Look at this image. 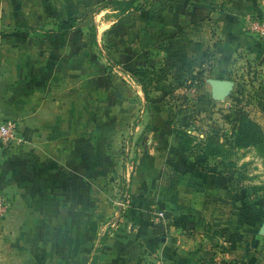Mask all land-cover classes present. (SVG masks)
Returning a JSON list of instances; mask_svg holds the SVG:
<instances>
[{
  "label": "crops",
  "instance_id": "obj_1",
  "mask_svg": "<svg viewBox=\"0 0 264 264\" xmlns=\"http://www.w3.org/2000/svg\"><path fill=\"white\" fill-rule=\"evenodd\" d=\"M154 1L159 6L151 7ZM249 18L264 22V0H148L145 13L132 17V59L136 68L178 65L183 74L211 58L207 80H226L220 66L237 60L264 67V42L248 31ZM152 31L161 33V43L144 47ZM21 38L0 39V120L17 122L21 142L4 151L0 175L4 164L44 166L34 181L19 186L7 177L0 187L11 200L6 215L16 226L10 234L20 241L12 249L22 264H264V218L253 211L261 222L249 221L247 197L236 201L234 182L212 159L208 170L199 169L179 147L166 115L161 118L165 109L153 105L183 89H154L155 98L148 90L147 100L128 72L114 79L112 62H90L89 52L81 51L48 68L50 53L22 56ZM157 56L163 63L154 64ZM206 92L208 99L197 92L195 113L206 115L210 101L223 102L230 93L215 100L211 87ZM122 144L136 148L121 154ZM110 168L125 172L124 196L112 205L111 221L96 222L92 231L90 219L98 216L88 210L91 204L103 210L105 194L113 192L100 188ZM90 233L91 247L69 254L56 248L61 239L65 246L74 238L83 244Z\"/></svg>",
  "mask_w": 264,
  "mask_h": 264
},
{
  "label": "rangeland",
  "instance_id": "obj_2",
  "mask_svg": "<svg viewBox=\"0 0 264 264\" xmlns=\"http://www.w3.org/2000/svg\"><path fill=\"white\" fill-rule=\"evenodd\" d=\"M104 1L105 0H0V31H4L5 34V36L0 37V39H20L22 34V42L16 46L19 49L18 51H20L22 56H28L30 54V57H32L35 54H40V52L42 53V51L44 52L47 50L50 53L48 68L54 64L55 60L64 57H73L81 51L89 52L88 59L90 62H94L97 58V60L102 61L104 66L107 64L109 67L112 63L109 62V60L107 61L104 56L113 60H116L117 57L124 59L129 56L125 48H130V46H132V18L128 16L122 20L121 17L119 18L118 14L112 13L111 10L100 9L104 6ZM108 1L110 2L112 0H107V2ZM157 3V1H154L150 6L157 7L159 6ZM57 16L63 19H80L79 30L67 38L49 39V37H46V40H44V38L41 40H34L36 39L34 37L42 36L40 35L42 34V30L54 29V19L57 18ZM90 18L93 20L94 29H96L98 33V45L96 47L91 46L88 41V36L92 32V26L88 21ZM120 20H122V22H120ZM114 23V27L117 26L118 23L121 25L120 34L124 36L115 34L118 27L107 34L104 33L106 30H111L110 26ZM17 24L28 25L35 31H22L19 35H11L14 34V32L10 33L9 31L11 29H7L9 30L7 31V25ZM159 34L161 33L152 31L151 36H148V39L144 41V47L152 43L160 45L161 42L159 41L161 37ZM107 39L115 44L117 55H115L114 51L110 48ZM5 42L7 41H3V43ZM41 42L43 44H38ZM45 43H47V45H44ZM0 46L2 53H4L3 45ZM10 47L12 46L9 43V48ZM156 49L157 48L153 49L154 51H152L151 57L154 56L153 54L156 52ZM4 56H6V54ZM132 58L130 59L131 61L126 64L117 63L112 67L116 70L112 71L115 76L114 79H120L118 72H127L128 68L131 69L134 66L136 67ZM145 59L146 56L144 55L140 60L142 63L146 64ZM161 60L159 56L153 58L154 64L157 62L163 63ZM122 62L124 61L122 60ZM209 62H211V64ZM140 65L142 66L139 68H150L148 63L147 65ZM211 66L214 67L212 59L210 58V60H206L204 66L198 67V65H195L194 68H186L183 74L182 71H180L181 68H177L180 67L178 65H174V68L164 67L162 65L153 67L151 68L153 70H159L160 67L167 68L166 71L170 78L164 80L165 73L157 77L156 87H154L156 85L154 83L155 85L150 84V86L146 84V88L149 90V94L152 95V98L157 96L154 93L156 92L154 91L155 88L164 90L174 88L183 89L178 95L168 93L162 96L165 105L164 111L169 112L171 108V113L177 116L176 121L184 125H186L187 122L183 121L182 115L187 116L189 124L186 131L194 138L193 145H196L194 148L195 150H197V146L199 150L200 146L208 140H213L225 146L228 153L224 154L223 157L215 158V160L212 159L209 161L210 164L216 165L222 173H225L224 175H227L226 177H228V179L234 182V189L239 188L243 190L247 194V201L252 207V211L259 214L261 218H264V156L260 153L258 148L255 147L247 149L230 148L235 140L236 121L241 115H244L256 123L264 133V67L257 66L256 63L250 64L249 62H239L238 60L228 65H221L220 69H223L226 74L225 79L233 83V89L223 102L210 101V112L208 111L206 115H202L192 111V108L196 107V100H198L197 92H199V94L205 93L208 99L209 92L207 93L206 91H209V85L203 83L204 86H202L199 91L195 89L193 92H190L186 87L189 84V76H198L200 74V77L205 79V76L208 75V69ZM88 69L90 68L88 67ZM202 73L204 75H202ZM179 76L182 77L181 79H184L176 81L175 78ZM212 76L213 74L209 75V77ZM154 77L155 74H152L149 79H153ZM207 79L208 78H206V80ZM145 82H147V80ZM132 90L134 91L133 88ZM160 116L161 118L164 117V115ZM133 117L135 118L134 123H136V114L132 115V118ZM128 147L130 148L129 152L134 151L136 148V146H127V144L124 147L122 144L120 147L121 154H125V151H128ZM191 155L196 158L197 154L194 151ZM124 162L123 160L122 163L124 164ZM119 169L120 173L112 169V172L108 174L110 177H105L106 179L102 180L100 183V188L103 187L107 191L109 189L113 191L110 194H105L106 205H104V209L102 210L101 207V210H99L96 204H91L89 207L90 211L88 210V212L92 217L98 216V219H90V223L92 222L90 226L92 231L96 228V222H102V220L104 222L105 220L111 221L114 214L112 210L115 209L112 205L115 204V201L118 203V198L123 194L122 186L126 187L127 185L124 179L125 172L122 168ZM123 196L124 194L122 197ZM10 201L9 198L8 202ZM12 223H14V221H12L9 214L0 221V264H22L24 262L23 257L20 258L21 254L12 249V246L20 241H13L15 237H12L13 235L10 233L16 226ZM91 230L90 232H92ZM93 241L94 237L90 233L89 239L83 244H81L78 239L74 238L70 246L68 243L67 246H65L63 239H61V241H57L56 248L62 254L65 252L69 254L70 250L91 247ZM77 264H82V261Z\"/></svg>",
  "mask_w": 264,
  "mask_h": 264
},
{
  "label": "trees",
  "instance_id": "obj_3",
  "mask_svg": "<svg viewBox=\"0 0 264 264\" xmlns=\"http://www.w3.org/2000/svg\"><path fill=\"white\" fill-rule=\"evenodd\" d=\"M147 1L148 0H112L110 2L109 1L107 2V0H105L104 6H102L100 9H109L115 12L116 14H118L123 20L128 16H131L132 18L133 14L135 13H145L146 8H147ZM54 20H55L54 29L46 30V31L42 30L41 32L42 34L40 35L47 37V38L49 37V39L67 38L73 35L77 30H79L78 27L80 26V19L78 18L63 19L57 16V18H55ZM122 20H120V22H122ZM88 21L90 25L92 26V32L88 36V41L91 46L96 47L98 44H97V32H96V29H94L95 28L94 22L91 18ZM116 27H118V30L116 31L115 34L124 36V35H121L119 32V30L121 31V25L119 23L117 24V26L115 27L113 26L111 30H109L107 33L112 31ZM7 29H11V30L9 31ZM6 30L9 31L10 33L14 32V34H11V35H19L20 32L22 31H35V30H32L30 26L21 25V24L7 25ZM3 36H5L4 31H0V37H3ZM125 49L127 50L128 55H129L126 58L121 59L117 57L116 60H113L106 56L107 60L112 62L114 65H116L117 63L126 64L130 62L131 61L130 59L133 57L132 50L129 47ZM112 50L114 51V54L117 55L116 54L117 49H114L113 47ZM122 60L124 62H122ZM166 70L167 68H164V67H160L159 70H153L151 68L149 69L148 68H136L134 66L131 69L128 68L127 72L134 78V80L138 84H140V86L142 87V91L145 95V98L148 100V90L146 88V84L148 86H150V84L151 85H153L154 83L156 84L157 77L164 75L165 73L166 75H164L165 76L164 80L167 79V76L169 74ZM152 74H155V77L153 79H149V77ZM200 76H201L200 74L198 76H189L188 78L189 84L187 85L186 88L191 89L192 87H194V85H197L199 87L202 86L204 78H201ZM146 80L147 82H145ZM156 86L157 84L154 87ZM155 90L163 91L164 89L155 88ZM153 105L154 106L159 105L160 107H164L165 109V105L163 103L162 98L155 99L153 101ZM192 111H195V110L192 108ZM158 114L160 115V113ZM161 115H166V122L171 126L173 125L172 132L177 139V143L179 147L184 152L189 153V154H193L194 151L196 152L197 154L195 158L197 160L196 166L199 169L203 171L208 170L206 163L209 159L220 158V157H223L224 154L228 153L224 145L218 144L217 142L213 140H208L207 142L202 144L199 150L197 146L196 148L197 150H195L194 148L196 147V145H193L194 138L190 136L186 131L188 124H189L187 116L184 115L182 118L184 122H187V124L184 125L182 123L175 122L176 118H175V115L171 114V108L169 109V113L167 111L166 112L163 111ZM231 145H232L230 146L231 149H234V148L247 149L250 147H255V148H258L260 153L264 156V133L262 132L261 128L256 123H254L253 121H251L249 118L245 117L244 115H241L236 121L235 140L233 141ZM22 166H23L22 164L21 165L4 164V167H3L4 173L0 175V187L3 181H5L4 179L7 177L9 178L11 177V179L16 178V180L18 181L17 184L19 186L23 185L26 180L34 181L36 178V173H37L36 171L40 169L41 170L44 169V166L35 164V163H33L32 166L26 169H22L21 168ZM74 180L76 181V179ZM234 193H235V199L237 202L244 201V198L247 197V194L243 190H240L239 188L234 189ZM243 210L249 211L248 219L250 222H258V223L261 222L259 217L252 216L253 211H252V207L249 204L248 206H245Z\"/></svg>",
  "mask_w": 264,
  "mask_h": 264
},
{
  "label": "built area",
  "instance_id": "obj_4",
  "mask_svg": "<svg viewBox=\"0 0 264 264\" xmlns=\"http://www.w3.org/2000/svg\"><path fill=\"white\" fill-rule=\"evenodd\" d=\"M247 29L264 42V22L249 18L247 20ZM18 124L13 119L0 120V148L4 151L16 144H20L18 138ZM9 209L7 199L0 194V220H2Z\"/></svg>",
  "mask_w": 264,
  "mask_h": 264
},
{
  "label": "water",
  "instance_id": "obj_5",
  "mask_svg": "<svg viewBox=\"0 0 264 264\" xmlns=\"http://www.w3.org/2000/svg\"><path fill=\"white\" fill-rule=\"evenodd\" d=\"M264 61V56L262 58ZM211 87L212 98L215 100L223 99L233 87V83L228 80H207ZM4 158V150L0 148V165ZM259 234L264 236V222L259 229Z\"/></svg>",
  "mask_w": 264,
  "mask_h": 264
}]
</instances>
